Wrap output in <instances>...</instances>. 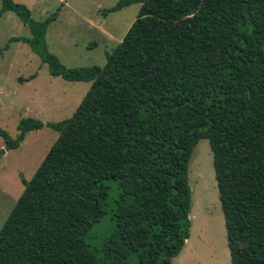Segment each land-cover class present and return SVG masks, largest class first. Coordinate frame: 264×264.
Instances as JSON below:
<instances>
[{"label":"trees","instance_id":"obj_1","mask_svg":"<svg viewBox=\"0 0 264 264\" xmlns=\"http://www.w3.org/2000/svg\"><path fill=\"white\" fill-rule=\"evenodd\" d=\"M139 3L103 65L67 67L49 52L42 21L1 0L49 74L90 82L70 117L27 116L6 150L44 126L58 132L0 227V264H173L189 235L188 164L205 138L231 264H264V0H118ZM35 75H31L30 79ZM113 230L88 243L106 213Z\"/></svg>","mask_w":264,"mask_h":264},{"label":"rangeland","instance_id":"obj_2","mask_svg":"<svg viewBox=\"0 0 264 264\" xmlns=\"http://www.w3.org/2000/svg\"><path fill=\"white\" fill-rule=\"evenodd\" d=\"M25 4L31 17L42 21L57 11L45 33V44L67 67L103 65L105 52L119 43L133 22L139 3L121 10L101 13L118 0H14ZM1 7V0H0ZM30 30L11 11L0 16V127L12 137L21 118L31 116L44 122L70 117L85 95L90 82L67 81L49 74L47 65L17 36ZM35 75L30 79L31 75ZM58 132L49 127L29 131L20 146L6 150L0 138V227L24 185L55 141ZM106 200V213L90 231L88 243L99 248L101 239L113 230L111 211L118 189L113 181ZM191 188L189 235L173 264H231L226 243L224 217L205 138L194 146L188 164Z\"/></svg>","mask_w":264,"mask_h":264},{"label":"water","instance_id":"obj_3","mask_svg":"<svg viewBox=\"0 0 264 264\" xmlns=\"http://www.w3.org/2000/svg\"><path fill=\"white\" fill-rule=\"evenodd\" d=\"M4 151H5V149H4V148H2V149H1V151H0V153L2 154V153H4Z\"/></svg>","mask_w":264,"mask_h":264}]
</instances>
